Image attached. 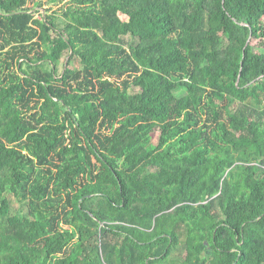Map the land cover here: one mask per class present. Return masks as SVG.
Instances as JSON below:
<instances>
[{"label":"trees","instance_id":"trees-1","mask_svg":"<svg viewBox=\"0 0 264 264\" xmlns=\"http://www.w3.org/2000/svg\"><path fill=\"white\" fill-rule=\"evenodd\" d=\"M48 1L0 0V264H264V0Z\"/></svg>","mask_w":264,"mask_h":264},{"label":"rangeland","instance_id":"rangeland-1","mask_svg":"<svg viewBox=\"0 0 264 264\" xmlns=\"http://www.w3.org/2000/svg\"><path fill=\"white\" fill-rule=\"evenodd\" d=\"M43 1V6L41 7V11L42 12H46V10H48V12H53V11H55V10H58L62 5H63V3H58V4H55V3H51V2H49L48 0H42ZM38 15V14H37ZM204 48L205 47H207L208 45H209V42H205L204 43ZM262 50H264V49H262V48H260V47H258L257 49H256V51L257 52H259V54H258V59H259V61H264V53H263V51ZM67 58H68V54H66L65 56H64V59L63 60H67ZM72 64H73V66L74 67H80V62L78 61V60H74L73 62H72ZM61 69H62V64L60 65V67H59V71H61ZM194 79L195 80H198V81H200V82H203L204 81V79H203V76L201 75V74H199V73H197L196 75H195V77H194ZM182 92H184V88H181V89H179L177 92H176V94H178V93H181L182 94ZM158 135L157 134H154V138H156ZM177 145H180V142H177Z\"/></svg>","mask_w":264,"mask_h":264},{"label":"water","instance_id":"water-1","mask_svg":"<svg viewBox=\"0 0 264 264\" xmlns=\"http://www.w3.org/2000/svg\"><path fill=\"white\" fill-rule=\"evenodd\" d=\"M65 66H67V62H66V65Z\"/></svg>","mask_w":264,"mask_h":264}]
</instances>
